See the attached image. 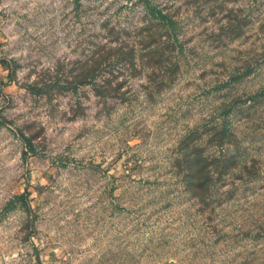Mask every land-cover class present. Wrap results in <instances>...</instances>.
<instances>
[{
    "label": "rangeland",
    "instance_id": "374dc122",
    "mask_svg": "<svg viewBox=\"0 0 264 264\" xmlns=\"http://www.w3.org/2000/svg\"><path fill=\"white\" fill-rule=\"evenodd\" d=\"M149 3L0 0V264H264V0Z\"/></svg>",
    "mask_w": 264,
    "mask_h": 264
},
{
    "label": "trees",
    "instance_id": "16d2710c",
    "mask_svg": "<svg viewBox=\"0 0 264 264\" xmlns=\"http://www.w3.org/2000/svg\"><path fill=\"white\" fill-rule=\"evenodd\" d=\"M137 2L141 3L144 8V14L149 18L150 21L154 22L156 27H161L165 31V35L167 38V43L175 46L176 42V21L173 20L169 15L162 12L161 9L157 8L154 5L149 3V0H136ZM131 54V53H130ZM78 83H81L79 81ZM221 131L223 134L226 132L225 126L221 127ZM29 141L28 138H22Z\"/></svg>",
    "mask_w": 264,
    "mask_h": 264
}]
</instances>
